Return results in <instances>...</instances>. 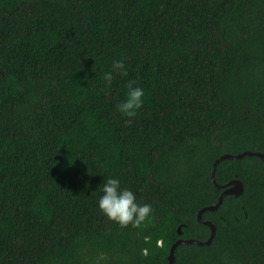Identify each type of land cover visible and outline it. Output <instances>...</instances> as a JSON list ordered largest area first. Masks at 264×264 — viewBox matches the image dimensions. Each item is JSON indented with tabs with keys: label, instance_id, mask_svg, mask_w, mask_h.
Returning <instances> with one entry per match:
<instances>
[{
	"label": "trees",
	"instance_id": "1",
	"mask_svg": "<svg viewBox=\"0 0 264 264\" xmlns=\"http://www.w3.org/2000/svg\"><path fill=\"white\" fill-rule=\"evenodd\" d=\"M129 79L146 95L126 125ZM244 151L264 154V0H0V264H168L210 236L213 162ZM109 176L151 223L98 210ZM232 179L201 215L211 242L173 264H264L262 160L220 161Z\"/></svg>",
	"mask_w": 264,
	"mask_h": 264
},
{
	"label": "clouds",
	"instance_id": "2",
	"mask_svg": "<svg viewBox=\"0 0 264 264\" xmlns=\"http://www.w3.org/2000/svg\"><path fill=\"white\" fill-rule=\"evenodd\" d=\"M114 75L128 76L125 58L114 59L111 70L104 73L103 82L106 94L112 85ZM125 88L127 91L124 98L116 105V110L127 118L124 123L130 125L133 118L143 108L146 93L138 79H129L125 84ZM100 192L102 194L97 201L98 210L109 221L119 225L120 228L131 226L134 229H140L142 226L151 223L152 205L138 203L135 193L130 188L123 187L118 177L109 176L104 178L100 186Z\"/></svg>",
	"mask_w": 264,
	"mask_h": 264
},
{
	"label": "water",
	"instance_id": "3",
	"mask_svg": "<svg viewBox=\"0 0 264 264\" xmlns=\"http://www.w3.org/2000/svg\"><path fill=\"white\" fill-rule=\"evenodd\" d=\"M246 155H248V156L253 155V156L259 157L262 160L263 168H264V154L261 152L244 151V152L237 154V155H232V154L226 153V154L221 155L219 158H217L213 162L212 169L210 171V179L216 188L222 189V192H221L220 196L218 197V200L215 204L207 205V206L200 208L197 212V215H196V219L198 222H202L204 225H206L210 228V236L206 241H199L196 239H177L172 244V246L169 250V254L167 256L168 264L174 263V260H175L174 251L178 245H180V244L207 245L211 242L212 238L215 235V226L208 220H202V218H201L202 213L204 211H214L222 203L224 196L229 195V194L239 196L243 191V185L239 179H232V180L228 181L227 183L217 184L215 181L216 166L220 161H222L224 159H229V160L239 159V158H242ZM178 233H180V228H178Z\"/></svg>",
	"mask_w": 264,
	"mask_h": 264
}]
</instances>
